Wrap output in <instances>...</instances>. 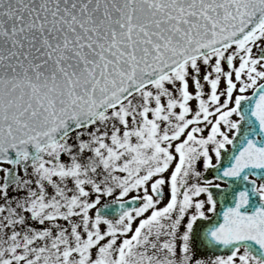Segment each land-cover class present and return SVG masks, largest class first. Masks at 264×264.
I'll return each mask as SVG.
<instances>
[{"label":"snow or ice","instance_id":"6c2138e0","mask_svg":"<svg viewBox=\"0 0 264 264\" xmlns=\"http://www.w3.org/2000/svg\"><path fill=\"white\" fill-rule=\"evenodd\" d=\"M0 264H264V0H0Z\"/></svg>","mask_w":264,"mask_h":264}]
</instances>
